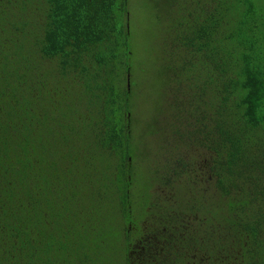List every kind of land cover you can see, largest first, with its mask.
Listing matches in <instances>:
<instances>
[{
  "label": "trees",
  "instance_id": "16d2710c",
  "mask_svg": "<svg viewBox=\"0 0 264 264\" xmlns=\"http://www.w3.org/2000/svg\"><path fill=\"white\" fill-rule=\"evenodd\" d=\"M129 3L0 0V264H264V0H167L183 151L141 187Z\"/></svg>",
  "mask_w": 264,
  "mask_h": 264
},
{
  "label": "rangeland",
  "instance_id": "374dc122",
  "mask_svg": "<svg viewBox=\"0 0 264 264\" xmlns=\"http://www.w3.org/2000/svg\"><path fill=\"white\" fill-rule=\"evenodd\" d=\"M166 2L167 0H130L129 3L133 85L130 97L132 145L138 151V164L134 171L137 186L140 187L154 169H161V172L166 170L167 165L171 164V161H167L168 157L175 160L183 151L182 144L174 137L171 138L173 135L167 129L168 125L175 123L179 126L181 123L175 117L172 118L171 112H166L164 107L166 98L172 93L167 68L168 56L165 57L170 45L168 37L171 25ZM178 57L176 53L172 58ZM153 126H157V136L150 134ZM162 133L165 137H159Z\"/></svg>",
  "mask_w": 264,
  "mask_h": 264
},
{
  "label": "water",
  "instance_id": "95a60500",
  "mask_svg": "<svg viewBox=\"0 0 264 264\" xmlns=\"http://www.w3.org/2000/svg\"><path fill=\"white\" fill-rule=\"evenodd\" d=\"M126 85H127V88H129V86H130V79H129V76H127V83H126Z\"/></svg>",
  "mask_w": 264,
  "mask_h": 264
}]
</instances>
